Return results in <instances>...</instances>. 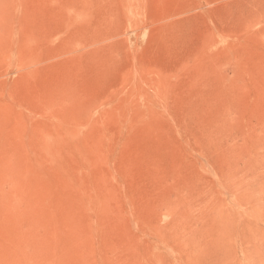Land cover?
I'll return each instance as SVG.
<instances>
[{
	"label": "rangeland",
	"instance_id": "374dc122",
	"mask_svg": "<svg viewBox=\"0 0 264 264\" xmlns=\"http://www.w3.org/2000/svg\"><path fill=\"white\" fill-rule=\"evenodd\" d=\"M0 264H264V0H0Z\"/></svg>",
	"mask_w": 264,
	"mask_h": 264
}]
</instances>
